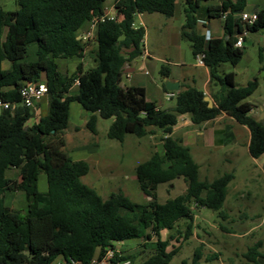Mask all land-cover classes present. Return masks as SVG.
<instances>
[{"label":"trees","instance_id":"1","mask_svg":"<svg viewBox=\"0 0 264 264\" xmlns=\"http://www.w3.org/2000/svg\"><path fill=\"white\" fill-rule=\"evenodd\" d=\"M203 1L209 0H182L181 35L191 42L194 57L204 55L210 80L219 86L212 93L214 105L208 106L203 90L182 85L169 109L148 100L145 87L123 86V68L145 49V29L134 26L137 15L158 12L173 17L178 0H114L115 19L98 22L92 37L97 47L89 51L94 66L87 70L83 58L92 38L79 35L103 13L105 0H16L15 10L0 7V98L17 104L14 109H0V264H52L57 257L63 264H91L105 259L109 249L114 250L112 264L125 259L133 264H168L193 234L196 209H212L226 218L224 204L234 172L201 180L190 147L173 135V129L185 114L201 125L226 113L250 129V155L264 153V121L250 115L254 104L247 100L259 87V79L238 86L235 72L219 70L221 63L236 65L243 57V48L235 46L243 29L264 28V5L255 11L257 20L245 24L239 15L246 11L247 0L210 4V16L222 18L225 12L226 17L223 36L207 39L197 30L196 13ZM33 43L37 58L29 60ZM72 58L79 61L69 75L58 61ZM4 61L9 67L3 66ZM160 73L169 75L164 66ZM31 81L47 83L49 108L29 123L36 111L21 104L20 88ZM74 85L78 90L72 94ZM74 101L91 113L86 127L94 134L99 118H113L107 136L119 142L128 134L145 137L162 132L163 151H153L135 170L140 189L149 198L146 203L131 200L121 189L103 197L82 180L89 163L72 159L65 150ZM41 172L47 177L45 191L38 187ZM177 179L184 180L186 191L159 202L158 186ZM19 191L25 194V207L7 205L6 193ZM183 219L188 220L184 228ZM163 230L169 231L165 238ZM152 237L154 247L149 248ZM133 239L139 241L138 250L116 249L114 243ZM261 247L260 241L248 247L244 258L249 264H262ZM41 253L47 254L44 260ZM203 256L200 245L182 264H200ZM218 258L216 252L206 256Z\"/></svg>","mask_w":264,"mask_h":264},{"label":"rangeland","instance_id":"2","mask_svg":"<svg viewBox=\"0 0 264 264\" xmlns=\"http://www.w3.org/2000/svg\"><path fill=\"white\" fill-rule=\"evenodd\" d=\"M178 1V8L173 17H167L158 12L145 13L143 15V20H158L156 23L151 22L149 24V36H145L144 38L145 48L146 46L150 47L155 56L147 60L145 70L149 72V75H140V73L136 75L138 79L146 82L147 97L153 99L162 109H169L176 104L175 97L167 99L166 94H164L162 87L163 80L160 73L163 66L168 68L174 75L183 73L189 76L195 75L198 84L201 82V76L206 73L205 66L197 65L198 57L195 58L192 53L191 42L183 38L182 35L180 38L177 37V32L182 31V26L185 23L182 0ZM218 2L219 0L203 1L196 13L200 18L203 17L210 22L209 29L215 36L223 34L224 19L210 16L207 8L210 4H216ZM113 5L114 0H105L104 2V6L107 7V9L108 7L113 8ZM263 5L264 0H247L246 11H255L260 9ZM0 7L4 10H15L18 8V4L16 0H0ZM138 20L139 19L136 18L137 23L139 22ZM197 30L203 32V25L197 24ZM88 44L87 52L83 58L84 68L86 70L94 66L89 51L97 47L94 38H92ZM36 49L37 44L33 43L29 47L27 59L35 60L37 58ZM243 50L244 55L236 65H233L231 62H224L219 65V70L220 72L226 73L235 72V81L238 86L245 85L248 81L256 77L259 79V89L252 96L248 97L247 100L254 104L256 112H259V116L261 117L264 113V28L256 32H248L245 35ZM142 60L144 59L138 57V63L136 64L139 65V62ZM78 61L77 58H72L67 60L62 59L58 62L61 71L71 75L75 72ZM3 66L6 68L9 67V62L4 61ZM214 86L219 89V86L215 84ZM77 90V86L74 85L70 93L74 94ZM36 107L37 109H33V111H36V116H34L29 123L34 122L38 116L47 114L49 108L48 96H43L39 101V105L37 104ZM80 110L87 113L78 102L74 101L71 103L69 127L64 134L67 140L65 150L72 159H79L83 150L82 148L89 147V144H91L93 140L96 141L100 150V152L94 154L89 161L86 160L90 165V170L87 175L83 176L82 180L91 186L97 183V181L103 180L98 182L97 187L98 193L103 197L108 196L111 191L121 189L131 200L139 203L147 202L149 198L141 191L137 181L129 177L125 178V175L128 174V176H132L136 174L134 165L148 159L153 151H163L161 140L162 132L156 130L155 134H150L145 137H137L134 134H128L126 141L122 143L118 140L110 139L107 136L109 126L112 123L111 118H99L97 125L98 131L95 135L87 129L85 125L87 122L86 117H83ZM185 116L189 115L185 114ZM76 123L79 127L75 126ZM227 153H229V151L226 148H220L218 150V154L221 157ZM93 159L99 160L96 162ZM237 162H239V164L236 165V168L235 166H230L227 163L221 162V160L213 161L210 172L207 175L201 173V179L213 180L225 172H233L234 170L235 178L230 183L229 199L224 204V210L230 209L232 211L230 219L225 220L218 215L217 211L204 207H200L194 211L196 215L195 221L213 226L214 228L210 229L213 234L212 237L208 239L215 248L211 249V246H204V256L200 264H247L245 259L241 257L236 258V254L246 249L248 245H252L257 239H264V190L257 196L256 194L252 195L253 191L247 194L248 189H256L257 187L255 181L250 180L249 176L253 174L258 176L259 174L264 178L263 173H261L262 171L258 166L253 167V165H250L251 158L247 154L238 158ZM233 167H235V169ZM8 175L15 174H11L8 171ZM38 187L40 191H45L47 189V177L45 172H41L39 175ZM186 188L187 185L183 179H177L171 185L167 183L160 184L157 189L158 201L163 203L169 198L184 193ZM240 191L244 193L243 197H239L236 200L230 199L236 196V194H239ZM14 205L18 209L20 207H25L26 198L23 191H19L16 194ZM249 205L252 207L250 208ZM250 209L253 211L254 216L251 218L243 217L246 221L243 226L240 223L242 218L239 217L238 211ZM187 221V219L181 221L183 228ZM221 224L230 229L234 228L236 231H240L246 226L254 227V229L251 235L240 239L243 240V244H240L237 248H233V246L227 247V243H229L230 240L226 238L225 232L219 228ZM167 231L168 230L162 231L163 237L168 236ZM236 240V238L231 237V241L236 242ZM128 242H133L135 244L139 241L133 239L128 240ZM199 245L200 242L195 239L187 241L181 252L174 256L168 264H182L184 259L190 260L195 248ZM218 250L226 252V256L223 258L224 262L222 259H206L207 255ZM59 259H61V257H57V260Z\"/></svg>","mask_w":264,"mask_h":264},{"label":"crops","instance_id":"3","mask_svg":"<svg viewBox=\"0 0 264 264\" xmlns=\"http://www.w3.org/2000/svg\"><path fill=\"white\" fill-rule=\"evenodd\" d=\"M105 8H107V7H105ZM183 8H184V6H183V2H182V9ZM108 9H111L112 11H114L113 8H111V7H108ZM257 10H255V11H257ZM255 11H252V12H255ZM144 14L145 13H140L137 15L136 18L139 19L138 20L139 22L137 23V21L135 20L134 26L136 28L137 27H143L145 29V36L148 37L149 36V24L151 22L156 23L158 20H154V21L143 20ZM197 17H198V25L202 24L204 27V31L203 32L200 31L201 33L205 34V32L207 30H209L210 31V37L215 38V37H222L223 36L224 30H223L222 35L215 36L211 32V30L209 29L210 22L208 20H205L203 17L202 18H200V16H197ZM87 29H88V27L84 28L81 31L79 37L84 35V33L87 31ZM180 36H181V32H177V37L180 38ZM163 44H164V42H163ZM242 48H244V44H243ZM145 50L148 53V57H147V59L139 62V65L136 64V63H138V61H137L138 58H136L133 61L125 64V66L123 68L122 85L123 86L145 87L146 93H147L146 82L138 79V76L136 75L137 73H140V75H145V76L149 75V72L147 70H145V68L147 66V60L153 58L155 56V54H154V52L151 51L150 47L146 46ZM165 60H167V59H165ZM197 65L205 66V68H206V73L201 76V82L199 84H198L197 79H195L196 78L195 75L189 76L185 73L180 74V75H174V74H172V72L168 68L167 69L169 71V75L162 77L163 83H164V79H169L172 81L179 82L180 88L182 85H184V86H188V85L195 86L198 89L203 90L205 92V94L210 96L212 98V100L214 101V99L212 97V93L214 91H216L218 88L216 86H214V84L210 80L209 68L205 64L201 65V64L197 63ZM163 83H162L163 91H164V94H166V92H167V90L165 89L166 86L164 87ZM76 85H77V82H76ZM259 86H260V84H259ZM258 89H259V87L256 89V91ZM252 95H250V96H252ZM148 100L154 101L153 99H149V98H148ZM158 107L162 109V107H160L159 105H158ZM77 109H80V108H77ZM81 114L83 115V117H86V120H88L87 118H89L91 113H89V112L85 113V112L81 111ZM250 115H252L256 119L264 121V113L260 117L259 112H256L255 107L250 112ZM70 117H71V113H70ZM111 119H113V118H111ZM75 126L79 127V125L77 123L75 124ZM173 135L178 137V138H181L183 140V143L190 147L191 153H192L194 159L199 164V177H200V179H201V173L207 175L210 172V168L212 166L213 161L221 160V162L227 163L230 166H235L237 168L236 165L239 164V162H237V159L241 158L242 156H245V154L249 155V157L251 158L250 165H253V167L258 166L261 169V171H262L261 173H263V176H264V153H262L260 156H258L256 158L252 157L249 153V144H250V140H251L250 129L247 126L239 123L236 119H234L233 117L229 116L226 113H222L219 116H217L216 118L209 120V121H206V122L202 123L201 125L193 124V122L190 120L189 116L182 115L180 117V120L177 123V125L174 126ZM125 141H126V138L122 143H124ZM66 142H67V140H66ZM162 144H163V142H162ZM89 145H90L89 147L87 146V147L82 148L83 150H82L81 156H80L81 159L79 158V159H74V160H88L89 161V159L92 158V156L94 154L100 152L96 141L93 140L91 142V144H89ZM220 148L228 149L229 153H227L226 155H224L222 157L219 156L218 150ZM98 160L99 159H95L94 161L98 162ZM107 161H108V159H107ZM142 162H140V163H142ZM140 163H137V165H134L135 170H136V167ZM235 167H233V168L235 169ZM233 172H234V170H233ZM128 177L131 179H135L137 181V183L139 184L138 179L136 177V174H134L132 176H128V174L125 175V178H128ZM249 178H250V180L255 181V183L257 184V187H256V189H248L247 194H250L251 191H253L252 195L253 194H256V196L259 195V193H261V191L264 190V178H262L261 175H259V174H258V176L253 174V175L249 176ZM201 180H207V179H201ZM101 181H103V180L97 181V183L92 185V187L95 186L94 188L97 190L98 182H101ZM208 181H212V180H208ZM229 186H230V184H229ZM17 193L18 192H7L6 193L7 205H9L11 207H15L14 203H15ZM229 193H230V190L228 189V194H227L225 203L229 199ZM9 194H10V197H9ZM243 196H244V193L240 191L239 194H236V196H234L233 198H230V199L236 200L237 198L243 197ZM143 203H146V202H143ZM249 207L251 208L252 206L249 205ZM225 213H226L225 220L230 219L231 215H232V211L230 209H228V210L225 209ZM238 215L240 218H242L240 220V223L243 226L246 223V221L243 219V217H250L251 218L254 216L253 211L251 209L250 210H239ZM206 220H208V219H206ZM219 228L222 229L223 232H225L224 234H226V236H227L226 238H228L230 240L229 243H227V247L233 246V248H237L240 244H243V240H240V239H243L245 236L251 235L253 233L252 230L254 229V227L246 226L245 228L243 227L242 230L236 231V230H234V228L230 229L229 227H227L225 225H224V228H222L221 225H219ZM210 229H214L213 226H209V225H206L204 223L195 221V219H194L193 234L190 236L188 241H190L191 239H195V240L200 242V245L203 248L205 245L211 246V249L215 248V247H213L212 242L208 239V238H211L212 234H213ZM167 232H169V231H167ZM231 237L236 238L237 239L236 242L231 241ZM163 238H165V237H163ZM154 241H155L154 237H152L148 241V247L149 248L154 247ZM216 241H218V240H216ZM258 241H260L262 243L261 251L264 254V239L263 238L257 239L256 241H254V243H256ZM114 244H115L116 249L124 250L127 252L128 251L133 252V251H136L139 249L138 248L139 247L138 242H136L134 244L133 242L126 241V242H117ZM249 246H251V245H248V247ZM248 247H246V249H244V250L239 251L238 254H236V258L241 257V258L245 259L244 253L247 251ZM182 248H181V250H182ZM181 250L176 255H178L181 252ZM222 251L218 250V251H214V252L218 253L219 254L218 259H222V261H223V258L226 256V252L223 251V253H222ZM40 256H42V260H44L47 257V254L41 253ZM245 261H247V260L245 259ZM259 261L262 264H264V257H259ZM52 264H63V258L61 257V259H59V260H57V258H56ZM74 264H81V263L75 262ZM98 264H110V262L101 261ZM247 264H249L248 261H247Z\"/></svg>","mask_w":264,"mask_h":264},{"label":"built area","instance_id":"4","mask_svg":"<svg viewBox=\"0 0 264 264\" xmlns=\"http://www.w3.org/2000/svg\"><path fill=\"white\" fill-rule=\"evenodd\" d=\"M239 16L245 24H253L258 18L257 12H248V11L241 12ZM225 17H226V13L224 12L222 18L225 19ZM114 19H115L114 11H112L111 9L105 8L101 15L92 18L89 28L84 33V35H82L81 37H83L84 39L92 38L94 35V32H95L96 26H97L99 21L114 20ZM248 32L249 31L245 28V29H243V31L241 33L238 34L237 40L235 42L236 47H239V48L243 47V44L245 41V35ZM205 36L207 39L210 38V31L209 30H207L205 32ZM203 56H204L203 54H200L197 56L198 57V63L201 65L204 64ZM147 57H148V53L144 49V52L142 53L140 58L145 60V59H147ZM47 92H48V85L45 81L27 82L25 85H23L20 88L21 104L26 106V107H29L31 109H37V107H36L37 104L39 103V101L41 100V98L43 96L47 95ZM175 96H176L175 91H167L166 92V98L167 99H172ZM16 105H17L16 103H13L10 101H5V100L0 98V109L1 108L14 109L16 107ZM113 255H114V250L109 249L107 252L106 258L103 259L102 261L110 262V259L113 257ZM74 263H75L74 261H71V263H69V264H74ZM98 263L99 262H97V260H93L91 264H98ZM110 264H112V263H110ZM116 264H133V263L131 260L125 259V260L118 261Z\"/></svg>","mask_w":264,"mask_h":264},{"label":"water","instance_id":"5","mask_svg":"<svg viewBox=\"0 0 264 264\" xmlns=\"http://www.w3.org/2000/svg\"><path fill=\"white\" fill-rule=\"evenodd\" d=\"M164 83H165L166 89L168 91H178L180 89V83L177 82V81H172V80H169V79H164ZM204 99L208 102V106L209 107H212L214 105V101L212 100V98L210 96L206 95L204 97Z\"/></svg>","mask_w":264,"mask_h":264}]
</instances>
